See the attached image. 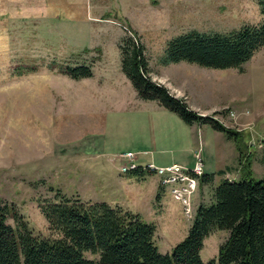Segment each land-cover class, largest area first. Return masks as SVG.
Wrapping results in <instances>:
<instances>
[{
	"label": "rangeland",
	"instance_id": "1",
	"mask_svg": "<svg viewBox=\"0 0 264 264\" xmlns=\"http://www.w3.org/2000/svg\"><path fill=\"white\" fill-rule=\"evenodd\" d=\"M262 19L260 0H0V204L14 206L35 234L54 237L43 204L63 196L106 201L154 223L156 245L170 253L198 206L213 201L215 186L240 177L239 152L209 125L191 126L166 108L153 116L154 101L141 99L123 73L120 45L136 32L156 81L241 131L242 151L252 153L261 179L264 47L242 68L164 66L161 59L172 38L192 29L225 33ZM83 64L92 77L73 79L60 69ZM199 151L215 177L200 180L191 218L156 176L120 170L125 152L138 164L168 166L157 157L192 168ZM8 223L15 226L13 218ZM229 234L217 229L205 238L204 261L217 259Z\"/></svg>",
	"mask_w": 264,
	"mask_h": 264
},
{
	"label": "trees",
	"instance_id": "2",
	"mask_svg": "<svg viewBox=\"0 0 264 264\" xmlns=\"http://www.w3.org/2000/svg\"><path fill=\"white\" fill-rule=\"evenodd\" d=\"M260 5L263 19L259 24L225 33L192 29L172 38L161 64L185 61L214 69L242 68L264 47V0ZM132 34L120 45L121 63L138 96L158 102L191 126L209 125L225 134L239 152L240 177L223 178L215 186L213 201L198 206L187 235L170 253L156 245L154 223L106 201L63 196L43 204L41 210L57 233L54 237L35 234L14 206L0 204V264H264V178L254 177L252 153L242 151L246 143L242 132L219 120L218 111L204 115L156 81L146 46L136 32ZM60 69L73 79L93 75L91 66L85 64ZM130 174L144 176L147 172L137 169ZM214 177L215 173H205L201 182L210 184ZM9 218L15 226L8 223ZM217 229L228 230L229 237L217 259L204 261L205 238ZM88 252L97 257H88Z\"/></svg>",
	"mask_w": 264,
	"mask_h": 264
},
{
	"label": "built area",
	"instance_id": "3",
	"mask_svg": "<svg viewBox=\"0 0 264 264\" xmlns=\"http://www.w3.org/2000/svg\"><path fill=\"white\" fill-rule=\"evenodd\" d=\"M124 164L121 167L122 173H128L133 170L141 169L147 173L156 176L164 191H169L174 199L179 201L183 207L184 213L188 217H192V196L199 188L200 177L202 176V168L204 167L203 154L199 151L196 154L195 165L185 167L181 164H173L168 166H156L153 163L144 162L136 163V154L133 152H125L121 154Z\"/></svg>",
	"mask_w": 264,
	"mask_h": 264
},
{
	"label": "crops",
	"instance_id": "4",
	"mask_svg": "<svg viewBox=\"0 0 264 264\" xmlns=\"http://www.w3.org/2000/svg\"><path fill=\"white\" fill-rule=\"evenodd\" d=\"M163 109L164 107L160 106L158 104V102L154 101V103L151 104L150 108H149V112L154 116L156 114H163ZM156 161H159L162 165H169L171 163H179L178 161H176L175 159L173 160H170V159H167V158H164V159H161V158H157L155 157L154 158ZM152 159V160H154ZM153 162V161H152ZM154 163V162H153ZM179 164H183V163H179ZM214 173V172H212Z\"/></svg>",
	"mask_w": 264,
	"mask_h": 264
},
{
	"label": "bare ground",
	"instance_id": "5",
	"mask_svg": "<svg viewBox=\"0 0 264 264\" xmlns=\"http://www.w3.org/2000/svg\"><path fill=\"white\" fill-rule=\"evenodd\" d=\"M205 163H204V167L202 168V176L205 174ZM202 176L200 177V180H201V178H202ZM160 184V183H159ZM161 186V185H160Z\"/></svg>",
	"mask_w": 264,
	"mask_h": 264
}]
</instances>
